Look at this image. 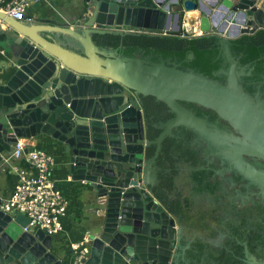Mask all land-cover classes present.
<instances>
[{"label":"water","instance_id":"1","mask_svg":"<svg viewBox=\"0 0 264 264\" xmlns=\"http://www.w3.org/2000/svg\"><path fill=\"white\" fill-rule=\"evenodd\" d=\"M83 1L73 24H34L0 11L10 58L0 74V172L9 167L8 154L19 139L42 135L55 141L65 172L93 193L97 218L89 222L87 252L75 263L72 249L42 230L24 231L26 217L0 209V264L159 263L173 220L152 193V159H145L176 126L223 143L231 156L264 159L263 101L238 82L245 68L237 67L229 50L232 40L264 31V0H209L211 7L201 0ZM192 13L198 14L193 35L217 39L228 69L212 76L223 74L225 83L179 65L121 56L93 41L106 34H177L180 18L193 23ZM172 19L176 25L169 30ZM141 97L162 102L174 114L155 140L148 138ZM182 103L213 112L239 136L209 127Z\"/></svg>","mask_w":264,"mask_h":264},{"label":"flooded vegetation","instance_id":"2","mask_svg":"<svg viewBox=\"0 0 264 264\" xmlns=\"http://www.w3.org/2000/svg\"><path fill=\"white\" fill-rule=\"evenodd\" d=\"M234 58L246 72L238 82L258 96L264 108V72L254 71L253 62L243 64ZM160 62L181 65L170 58ZM219 69H228L223 59ZM214 79L226 82L223 74ZM141 103L150 123L148 138L155 140L174 114L162 105ZM181 105L209 127L239 136L213 112ZM156 150L150 147L146 153L145 160L152 159L147 178L173 220L171 230L164 232L169 240L156 264H264V159L231 156L223 143L205 140L183 126L174 127ZM240 161L245 165L240 167Z\"/></svg>","mask_w":264,"mask_h":264},{"label":"crops","instance_id":"3","mask_svg":"<svg viewBox=\"0 0 264 264\" xmlns=\"http://www.w3.org/2000/svg\"><path fill=\"white\" fill-rule=\"evenodd\" d=\"M201 2L205 7H211L209 0H201ZM84 8L85 3L83 0H36L27 8L26 17L32 18V21L29 23L34 24L40 23L51 26L57 24L64 25L69 22L73 24L75 20H78ZM192 14L194 15L193 23L191 19H187L186 17V24L183 26L184 31L195 29L196 16L198 14ZM190 23H192L191 26ZM172 24L170 23L169 30H171ZM180 29L181 31L183 30L179 27ZM7 30L6 26V28L0 31V74L10 64L8 51L1 40V37L4 36ZM25 142L29 149L45 151L54 158L51 176L68 205L65 216L60 220L62 231L53 236V241L56 244H64L69 251L71 250V245L85 242L86 238L90 235L89 222L97 218L94 213L95 207L90 201L93 193L89 191L85 183L73 180L65 172L60 153L58 152V145L55 141L41 135L34 139L25 140ZM12 151L13 146L7 157L9 167L0 172V199L2 201L9 198L15 188L17 178L13 168L28 169L23 159L13 160L10 158Z\"/></svg>","mask_w":264,"mask_h":264},{"label":"built area","instance_id":"4","mask_svg":"<svg viewBox=\"0 0 264 264\" xmlns=\"http://www.w3.org/2000/svg\"><path fill=\"white\" fill-rule=\"evenodd\" d=\"M36 0H11L0 11L14 20L31 22L26 17L27 8ZM6 28L0 20V31ZM11 159H23L28 169L14 167L17 182L9 198L2 201L0 209L9 214L22 215L28 219L24 231L42 230L49 236L62 231L61 218L66 214L67 201L54 183L51 172L54 166L52 155L39 149H29L25 140L19 139L13 146ZM86 241V240H85ZM85 242L71 245L75 263L86 255Z\"/></svg>","mask_w":264,"mask_h":264},{"label":"trees","instance_id":"5","mask_svg":"<svg viewBox=\"0 0 264 264\" xmlns=\"http://www.w3.org/2000/svg\"><path fill=\"white\" fill-rule=\"evenodd\" d=\"M10 1L3 0L2 5ZM93 41L100 49H116L121 56L125 57L145 58L156 63L166 58L174 59L181 63V69L190 68L209 78H212V73L222 65L216 38L204 35L194 36L184 30H179L177 34L149 32L131 33L123 37L114 34L95 35ZM230 51L234 57L240 58L241 63L253 62L254 71L264 72V31L242 35L232 40ZM188 54H192V59L188 63H183ZM141 100L166 108L162 102H157L152 97H141ZM144 108L146 110L145 106ZM157 131L160 132L161 129ZM150 138L153 139V136Z\"/></svg>","mask_w":264,"mask_h":264},{"label":"rangeland","instance_id":"6","mask_svg":"<svg viewBox=\"0 0 264 264\" xmlns=\"http://www.w3.org/2000/svg\"><path fill=\"white\" fill-rule=\"evenodd\" d=\"M172 23H174L175 25H176V20H171V24ZM186 24V19H183V17H181L180 18V20H179V27L180 28H184L183 26ZM173 25V24H172ZM181 30V29H180ZM184 30V29H183ZM185 32H187L188 34H193V30H187V31H185Z\"/></svg>","mask_w":264,"mask_h":264},{"label":"bare ground","instance_id":"7","mask_svg":"<svg viewBox=\"0 0 264 264\" xmlns=\"http://www.w3.org/2000/svg\"><path fill=\"white\" fill-rule=\"evenodd\" d=\"M189 29V28H188ZM163 34H165L164 32H163ZM66 210H67V208H66Z\"/></svg>","mask_w":264,"mask_h":264}]
</instances>
